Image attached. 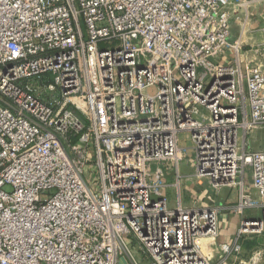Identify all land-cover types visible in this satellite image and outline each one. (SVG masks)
I'll list each match as a JSON object with an SVG mask.
<instances>
[{
	"label": "built area",
	"instance_id": "obj_1",
	"mask_svg": "<svg viewBox=\"0 0 264 264\" xmlns=\"http://www.w3.org/2000/svg\"><path fill=\"white\" fill-rule=\"evenodd\" d=\"M256 5L0 0V264L264 261V150L247 143L264 130ZM188 155L237 203L185 206ZM226 212L239 227L220 242Z\"/></svg>",
	"mask_w": 264,
	"mask_h": 264
},
{
	"label": "rangeland",
	"instance_id": "obj_2",
	"mask_svg": "<svg viewBox=\"0 0 264 264\" xmlns=\"http://www.w3.org/2000/svg\"><path fill=\"white\" fill-rule=\"evenodd\" d=\"M254 16L252 18V33L249 35V39L252 37L254 38L253 41L247 42L248 45H257L261 43L263 40L264 32L261 31V29L264 28V6H257L256 9L253 11ZM250 46H247L246 49H250ZM186 135L182 134L180 136L181 138V144L184 148H190V142L186 140ZM242 143V137L240 138ZM247 143L250 150L256 151V150H264V130L256 131L254 133H251L247 136ZM184 154V153H183ZM183 154L181 157H183ZM191 160V157L188 155L187 160H182L181 165L189 167L188 170L189 175L187 177L183 178L181 191L183 193V196H185V206L189 207L192 206L195 203L196 199H204L205 195L213 197V200L219 199V196H214L213 191H211L209 185L204 180L196 179L194 175V168L191 165V163L188 161ZM193 174V175H192ZM194 177V178H193ZM169 181L175 183V180L171 177ZM193 186V187H192ZM199 186V187H198ZM198 190V192H197ZM177 190L175 187L170 188L167 190V196L169 198V205L170 207H174L177 204ZM223 194H229V197L232 198V202H236V197L238 195L237 189H224L222 190ZM221 192V193H222ZM206 196V197H207ZM46 195L43 196L45 198ZM214 205L218 206V204ZM254 244H251V247L248 246V252L249 254L247 256L251 255V249ZM256 260V259H255ZM263 261L260 263L262 264Z\"/></svg>",
	"mask_w": 264,
	"mask_h": 264
},
{
	"label": "crops",
	"instance_id": "obj_3",
	"mask_svg": "<svg viewBox=\"0 0 264 264\" xmlns=\"http://www.w3.org/2000/svg\"><path fill=\"white\" fill-rule=\"evenodd\" d=\"M189 169H190L189 167H186L184 165L183 166L180 165V174L182 175V177H187L189 175V173H188V170ZM171 177L175 180V173H174L173 170H171L169 172V175L167 176V179H168V182H169L170 185H172V183H173V182L169 181V179ZM170 188H172V186L169 187V189ZM197 192H198V190H197ZM182 198H183V203L185 204L186 203L185 202V198L186 197L183 196V193H182ZM218 198L219 199L214 200L213 203L218 204V205H224V206L225 205L226 206L227 205H234V204L237 203V197H236V202L235 201L232 202L233 200H231L232 198L229 197V194H223V192L219 195ZM212 200H213V197H212ZM220 226H221V236H220L219 241L220 242H231L234 239V237H235V235L237 233V230H238V227H239V218L237 216L233 215L232 213H227L226 212L221 217V224H220ZM248 246L251 247L250 244ZM142 262H143L142 264H148V262H147L146 259L143 260ZM262 264H264V261H263Z\"/></svg>",
	"mask_w": 264,
	"mask_h": 264
}]
</instances>
